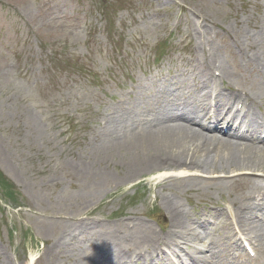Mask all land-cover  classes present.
Listing matches in <instances>:
<instances>
[{
    "label": "rangeland",
    "instance_id": "1",
    "mask_svg": "<svg viewBox=\"0 0 264 264\" xmlns=\"http://www.w3.org/2000/svg\"><path fill=\"white\" fill-rule=\"evenodd\" d=\"M206 14L213 17L208 26L193 24ZM263 14L264 0H0V179L14 187L9 199L1 186L8 199L0 195V264H26L31 255L35 264H49L46 252L63 226L76 234L86 218L101 227L136 216L163 231L162 197L170 190L159 184L195 172L149 169L126 176L123 163H100L92 142L107 103L123 85L126 92L150 74H173L193 46L204 56L211 47L229 73L237 74L241 62L236 47L242 59L264 60V46L254 53L244 38L232 41L240 28L254 36ZM225 75V85L233 84ZM256 165L213 166L217 172L203 174L263 176ZM195 184L177 198L184 209L219 207L228 199L202 178ZM69 243L79 254L86 251L77 237Z\"/></svg>",
    "mask_w": 264,
    "mask_h": 264
},
{
    "label": "bare ground",
    "instance_id": "2",
    "mask_svg": "<svg viewBox=\"0 0 264 264\" xmlns=\"http://www.w3.org/2000/svg\"><path fill=\"white\" fill-rule=\"evenodd\" d=\"M211 18L213 17L209 14L202 15L197 21L198 24L194 22L193 24L202 29L209 25L208 21ZM256 27L258 28L254 36L250 31L246 32L240 28L238 33L232 35L233 43L237 45L238 40L244 38L250 45H254L255 53L260 46H264V14L261 15ZM199 28L194 30L198 38L202 40V34H198ZM156 32L159 31L156 29ZM207 42L209 44V39ZM193 48L197 50L195 46ZM236 48L241 56L242 49ZM197 51L200 53L202 49L198 47ZM209 51H213L211 47ZM215 58L212 54L208 57L203 55L189 64V78L195 86L194 89L196 87L200 91L207 89L205 95H198L189 85L180 84L176 76H188L184 72H179L168 79L162 78L165 79L163 83L150 77L145 82L136 84L135 98L132 99L128 94V103L120 105L112 116L103 119L104 128L96 131L97 135L92 142L96 159L100 163H123L124 168L128 170L126 176L149 169L195 172L191 175L164 177L159 184L161 189L170 190L169 194L162 197L166 210V213L162 215L163 231H158L154 226L136 216L114 222L115 224L110 222L102 224L101 227L98 220L86 218L77 222L79 225L75 229L79 231L76 234L63 226L46 252L49 264L65 262L94 264L93 261L78 255L76 248L70 245L69 242L76 237L82 241L93 240L96 242V246L92 247L95 252L102 249L116 259L134 258L137 255L136 250L140 251L142 247L156 249L159 244L169 243L177 246L181 243L186 246V250L189 249V252H180L172 264H234V259L230 257L229 252L232 247H239L236 237L227 232L220 236L219 240L227 245L226 252H218L216 243L213 241L209 243L210 249L200 247L199 242L205 241L211 234L208 225H199L200 223L193 221L190 214L182 209L177 201L180 195L195 189L197 187L195 183L200 182L201 178L211 183L212 192L229 195L230 205L240 221L239 227L251 235L252 243L258 249L256 260L264 264L262 236L264 195L260 196L261 200L255 195L264 190V179L259 182L256 180L259 179L258 176L245 175L242 179L231 180L223 178L224 176H212L216 174L209 175L212 177H205L203 174L206 173L205 171L217 172L210 169L213 166H216V169L220 165L229 166L228 169H230L231 166L243 168L242 166L255 164H257L256 167L263 166L256 172L264 173V139L261 137L260 145L250 144L260 140L258 133L261 129L264 132V112L257 114L252 108V105H256L259 109L261 103L257 100L247 106V101H250L249 93L247 94L243 88L237 94L232 89L234 86L226 92L225 86L221 88L217 86L222 84L221 79L212 84V74H209V69L211 64L218 62ZM259 60V55H252L248 62L250 65L257 64L255 69L247 70L254 78L250 94L253 89H258L260 80L264 81V65L261 68ZM243 75L245 76L244 73ZM227 76L232 77V74L229 73ZM259 88L260 96H263L264 82ZM257 93V91L253 92L251 98H254ZM207 96L216 100L215 105L208 102ZM242 99H244L242 108L238 109L237 105ZM217 132L221 135H217ZM234 138L246 140V143H238L233 140ZM93 172L92 177L103 180L102 175L98 176L96 171ZM230 186L235 189H229ZM236 187H238L237 190ZM238 192L242 193L240 199L237 198ZM243 198L244 202H242ZM216 213L217 211H211V217H216ZM231 215V211H228L227 218H223L227 228H230L233 223ZM85 231L88 232L85 233ZM217 232L220 235V232ZM128 249L133 251L128 252ZM206 252H211L212 257L199 256L200 253L203 255ZM36 258L37 256L31 255L26 264H35ZM105 264L117 263L114 259L113 261L107 259Z\"/></svg>",
    "mask_w": 264,
    "mask_h": 264
},
{
    "label": "trees",
    "instance_id": "3",
    "mask_svg": "<svg viewBox=\"0 0 264 264\" xmlns=\"http://www.w3.org/2000/svg\"><path fill=\"white\" fill-rule=\"evenodd\" d=\"M1 178H3V179H0V192L2 193L3 197L8 198L10 196V199H13V197H14V187L11 186V185H7L6 179L2 175H1ZM1 186L7 188L6 192H7L8 197L5 194V191L3 190V188Z\"/></svg>",
    "mask_w": 264,
    "mask_h": 264
}]
</instances>
